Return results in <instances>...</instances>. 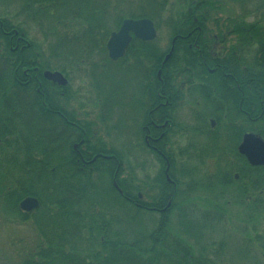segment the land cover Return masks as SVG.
Wrapping results in <instances>:
<instances>
[{"label":"trees","instance_id":"16d2710c","mask_svg":"<svg viewBox=\"0 0 264 264\" xmlns=\"http://www.w3.org/2000/svg\"><path fill=\"white\" fill-rule=\"evenodd\" d=\"M171 1L0 0L3 29L9 27L8 30H15L21 38L18 48H15L14 42L10 46V41L1 37L3 31H0V82H14V71L17 69V76L21 75L23 68L33 66L37 56L39 61L36 66L58 70L64 75H69L74 68L78 71L85 66L95 68L98 62L93 58L99 56L101 61L106 59L107 67V64L113 63L107 59L106 42L125 19H149L156 31L167 29L172 39L191 32V22L182 20L212 17L220 8L217 0H177L184 10L174 15L170 10ZM229 1L239 4L244 9V16L248 13L245 10L248 0ZM261 1L260 4H263L264 0ZM11 4L13 9L17 4L14 13L8 7ZM32 24L39 29L42 37L39 41L49 55L40 51L36 42L28 38L27 31ZM73 25L76 29L72 28ZM253 27L255 30L256 27ZM259 28L250 34L252 39L262 44L259 50H264V32H258ZM236 32L241 36L245 34L240 29ZM157 41H154L153 53L147 43L134 40L131 44L128 54L137 64L140 74L143 68L147 70V62L150 61L155 75L160 69L165 75L169 72V77L170 73L173 74L172 79L162 80L177 81L183 75L188 76L187 80H195L203 76L202 69L217 63L229 66L232 61L235 81L250 88V95L246 88V95L240 104L236 99L235 114L239 116L241 111H245L252 120L246 121L245 127L243 120L237 123L242 125L243 132L255 133L264 140V54L222 59L200 57L190 53L180 54L179 51L189 49L177 42L173 55L162 66L165 50ZM53 60H58V63L55 65ZM190 72L195 74L189 75ZM67 90V87L60 89L61 99L68 98ZM12 92L11 98L20 100L18 92L21 90L12 88ZM3 97L0 95V102ZM18 112H12L11 118L6 120L8 129L0 134V162L11 164L7 170L13 189L12 216L17 215L20 222L32 220L38 242L21 256L17 264H222L223 259L219 258L224 254L230 256L227 241L224 239L217 245L204 244L203 231L212 224L224 223L227 217L225 205L231 203L245 209L252 233L243 251L235 250V255L244 258L251 252L257 259L253 264H264V228H258L259 223L264 222V166L249 167L237 152L231 154V171L238 173L239 179L234 180L231 173L225 183L218 180L207 187L214 197L226 200L221 205H212L209 211L202 212V217L195 220L188 197H137L135 176L119 180L122 197H93L95 183L110 180V167L103 169L100 179L94 180L74 163V137L66 122H60L56 152L53 153L52 137L43 134L42 119L36 121L34 129L32 124L25 126L21 123L19 114L14 115ZM3 118L0 114L2 122ZM236 135L239 138L238 132ZM129 153L124 154V165L128 159L127 170L133 173V156L130 158ZM53 157L58 163L57 178H53L50 172L48 174ZM28 196L37 197L40 202L32 216L18 208L19 202ZM168 200L170 206L160 213L158 210L164 209ZM174 211L178 226L176 231L170 227ZM181 233H185L189 244Z\"/></svg>","mask_w":264,"mask_h":264},{"label":"flooded vegetation","instance_id":"af4514ba","mask_svg":"<svg viewBox=\"0 0 264 264\" xmlns=\"http://www.w3.org/2000/svg\"><path fill=\"white\" fill-rule=\"evenodd\" d=\"M217 1L219 7L226 2L225 0ZM219 10L220 8L212 17L182 20L191 22V32L186 36L177 35L170 39L168 48L164 49V57L171 49V56L173 55L177 42L181 43L179 46L189 49L179 51L180 54L190 53L200 57L222 59L237 55L259 57L264 54V50H259L262 44L252 39L250 34L255 25H261L260 28H264V18L257 19L254 25H250L244 18L222 17ZM3 22L4 20L0 19V31H3L1 37L10 41V46H13L14 42V47L18 48L20 36L15 30L14 32L8 30L9 27L3 29ZM236 26L239 28H235ZM260 28L258 32H264V29ZM237 29L244 31L245 34L242 36L237 34ZM193 32L195 34H192ZM134 40L147 43L152 48V53L154 52L156 38L151 41H141L133 37L124 55L115 62L110 61L107 54L111 63L118 64L120 85L114 90L105 92L104 98L99 101V131L104 128L107 131L106 135L114 133L115 145L109 141L110 138L105 136L101 139L97 135L98 127L95 129L92 123V121L96 123L97 120H91V116L80 118L71 107L69 102L72 88L68 86L72 87L74 71L64 75L58 70L42 69L35 65L39 61L38 56L32 62L33 66L20 71L21 75L17 76V69L14 71V82H0V88H3L0 95L4 96L0 102V114L4 116L3 122L0 120V134L8 129L6 120L11 118L13 111L28 112L26 106L30 105V114L42 119L43 134L52 137L54 153L60 122H66L73 132L74 163L79 170L86 172L95 180V178L100 179L103 169L110 167V180L107 181L108 186L107 183L104 185L109 190L97 181L93 197L123 196L118 182L123 179L124 154L129 152L133 156L136 190L139 189V183L146 187H144L145 190L141 187L137 197H191L198 190L209 193L207 187L214 185L218 180L223 183L227 181L232 173L231 154L235 152L251 167L246 158L238 152L243 136L251 132H243L242 125L237 122L243 120L245 127L246 121L252 119L245 111L240 110L242 113L239 116L235 114L236 99L239 104L243 101L247 87L235 81V67L232 61L229 66L217 63L212 67H204L203 76H200L201 79L199 77L195 79L196 81L193 78L187 80V75L180 76V80L177 81H165L162 79H172L173 74L170 73L169 77L167 76L169 72L165 75L160 69L159 75V71L155 75L150 61L147 62L149 63L147 70L143 68L140 74L137 64L128 54ZM53 61L55 65L58 63V60ZM103 65L101 61L95 65V68H87L91 71L104 68L107 70ZM45 71L60 72L67 80V85L61 87L45 79L43 76ZM194 74L189 73V75ZM90 75L92 76V73ZM5 76L6 74L3 75V79ZM66 87L68 98L61 99L60 89ZM12 88L20 89V94L23 95H26L27 91H33L35 96L29 102L26 97L20 100L13 99L11 98ZM247 90L250 95V88ZM40 95L42 96L39 97ZM188 100H192L193 104L189 109L192 113L190 118L185 117L183 113L184 105ZM127 122V127L129 123L132 125L134 139L129 144L130 149L124 148L123 142L119 140V136L123 138ZM237 132L239 138L236 135ZM112 159L115 161L113 162ZM50 164L52 165L48 174L50 172L53 178H57L56 157H53V162ZM10 165L8 162H0V215L5 216H12L13 189L10 172L7 170ZM143 170L146 171L144 175L141 173ZM231 176L234 180L240 177L236 172H233ZM25 198L36 199L38 206L31 211L21 210L19 204ZM25 198L19 202L18 208L22 213L32 216L40 206L39 199L34 196ZM169 206L170 200L167 201L164 209L158 211L163 213ZM21 223H30L33 226L32 220ZM4 262L3 264H10L7 263L6 258Z\"/></svg>","mask_w":264,"mask_h":264},{"label":"rangeland","instance_id":"374dc122","mask_svg":"<svg viewBox=\"0 0 264 264\" xmlns=\"http://www.w3.org/2000/svg\"><path fill=\"white\" fill-rule=\"evenodd\" d=\"M225 1V4H223L219 10L221 16L227 17L228 19H242L244 9L240 5L231 3L229 0ZM260 1L261 0H248L246 3L245 10L247 9L248 13L245 16L243 15V18L246 19V22L248 21V24L250 25L255 23L257 19L264 18V3L260 4ZM171 2L172 8L170 10L173 11L174 15L183 12L184 8L179 6L177 0H172ZM5 6L6 5H4V7ZM8 7L14 13V11H16L17 9V4H15V9H13L12 4L8 5ZM175 21L178 22L179 20ZM32 25L31 28L27 31L28 38L36 42V45L39 47L40 51H42L43 53L45 51L46 54L49 55V51L44 49L43 44L39 41L40 39H42L39 29L36 25ZM255 27L259 28L261 27V25H255ZM72 28L76 29V26L73 25ZM156 34V40H158L157 42L159 46H161L162 49L168 48L171 37L170 32L167 29H162L161 31L157 30ZM93 59H96L97 62H99L102 60V57H94ZM103 64V66L106 67V59L103 60ZM106 68L107 70H105L104 68L91 71L89 70V68H87V66H85L83 69L79 71L77 70L78 72H75L76 70L74 68V70H72L74 71V75L72 76V87L71 85L68 86L72 88L69 103L71 107L75 109L78 117L86 118L91 116V120H97L96 123L92 121L95 129L96 127H98L97 135L101 137V139L105 138V136L108 139L110 138L109 141L115 145L116 138L114 133L106 135L107 131L104 128H101L99 131V101L104 98L105 92L114 90L115 88H117V86L120 85L118 64H107ZM90 73H92V76L90 75ZM126 82L128 83V79H126ZM27 92L28 93L26 95L20 94V92H18V94L21 96V98H28L27 100L29 102L35 94L33 91ZM192 106V100H188V102H186V105H184L185 109L183 113L185 114V117H191L192 113L189 109L192 108ZM26 107L29 110L28 112L19 110L18 116L21 120V123L25 126L33 124V128L36 129V121L41 120V117L32 116L30 114L31 106L27 105ZM126 124L128 125V122L125 123L123 138L119 136V140L123 142L124 148L130 149L129 144H131L132 140L134 141L132 136V125L131 123H129L130 125L127 127ZM131 156L132 155H130L129 153L130 158ZM127 160L125 162L126 169L124 168L123 178H127L129 175L133 177L135 176L134 171L132 173V171L127 170ZM205 167L207 166L205 165ZM145 172L146 171L144 170L141 171L143 175ZM106 183L108 186L109 182H107L106 180L102 182V185H106ZM141 187H143L144 190L146 188L142 185V183H139V189H137L136 193L139 192ZM188 198L193 209L191 215L193 218H195V220H198L199 217H202V212L209 211L212 205H221L226 200L224 197H214V195L210 194V192L208 193L200 190L194 192V195ZM225 209H227L226 221H224V223L212 224L210 227H207V229L203 231L204 237L202 243H213L217 245L219 242L226 240L227 246L230 248V256H226V254H224L222 257H220L219 259H223L222 264H253L254 261L257 260L253 256V253L250 252L244 258H238L235 255V250L243 251V247L246 245L247 238L252 234L249 231V223H247V213L244 211L245 209L234 203L225 205ZM171 220L172 223L170 227L173 231H176L178 227L176 221V211L171 214ZM258 228H264V222L261 224L259 223ZM181 235L186 243L189 244V239H187L185 233H181ZM37 242L38 235L36 229H34V227L30 223L22 224L19 221V217L17 215H0V264L5 263V258L8 261L7 263L17 264L21 260V256L30 251ZM232 250L234 253L232 252Z\"/></svg>","mask_w":264,"mask_h":264},{"label":"water","instance_id":"95a60500","mask_svg":"<svg viewBox=\"0 0 264 264\" xmlns=\"http://www.w3.org/2000/svg\"><path fill=\"white\" fill-rule=\"evenodd\" d=\"M156 30L152 21L149 19H125L119 29L110 34L106 43V51L110 61L115 62L121 58L129 46L132 38L141 41H151L156 38ZM172 53V49L162 61V66L168 61ZM160 71L158 72L159 75ZM45 79L58 84L61 87L67 85V80L60 72L43 73ZM239 154L243 155L250 166H264V140L257 134L247 133L243 136L238 146ZM38 206V202L34 198H25L19 204L23 211H31Z\"/></svg>","mask_w":264,"mask_h":264}]
</instances>
